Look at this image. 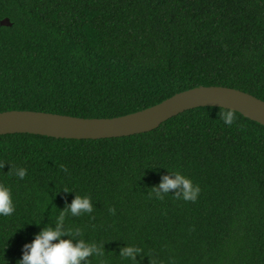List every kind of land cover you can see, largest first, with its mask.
Returning <instances> with one entry per match:
<instances>
[{
  "label": "trees",
  "instance_id": "obj_1",
  "mask_svg": "<svg viewBox=\"0 0 264 264\" xmlns=\"http://www.w3.org/2000/svg\"><path fill=\"white\" fill-rule=\"evenodd\" d=\"M4 17L0 111L114 117L200 85L264 101V0H0ZM166 171L199 186L195 202L148 197ZM0 185L15 209L0 216V264L54 225L73 199L64 188L93 205L65 217L103 246L89 264H133L124 244L142 250L136 264H264V125L230 109L195 107L113 138L2 134Z\"/></svg>",
  "mask_w": 264,
  "mask_h": 264
},
{
  "label": "water",
  "instance_id": "obj_2",
  "mask_svg": "<svg viewBox=\"0 0 264 264\" xmlns=\"http://www.w3.org/2000/svg\"><path fill=\"white\" fill-rule=\"evenodd\" d=\"M0 24L11 23L4 17ZM202 106L230 109L264 125L263 100L232 87L200 85L144 109L114 117H77L26 109L0 111V135L30 133L71 139L129 136L150 131L178 113Z\"/></svg>",
  "mask_w": 264,
  "mask_h": 264
},
{
  "label": "clouds",
  "instance_id": "obj_3",
  "mask_svg": "<svg viewBox=\"0 0 264 264\" xmlns=\"http://www.w3.org/2000/svg\"><path fill=\"white\" fill-rule=\"evenodd\" d=\"M221 119L224 125H231L234 120L233 113L231 111L223 112L221 113ZM62 170L67 171L63 167ZM166 172L167 174L161 176L158 184L151 187V191L147 193L148 197L163 200L171 190V196L174 198L195 202L200 193L199 186L193 184L190 178L179 171ZM14 173L19 179H23L26 170L20 167L14 169ZM62 191L73 193V199L60 210L55 218L54 225L43 227L39 232L33 234L30 242L22 245L21 256L16 264H89V257L103 256L102 245L98 246L79 238V229H70L65 226L67 215L79 216L92 212L91 199L87 195H77L67 188L62 189ZM14 210L10 189L7 186L0 185V216H10ZM109 212L114 213V209L109 208ZM141 251L137 246L124 244L119 248V256L136 264Z\"/></svg>",
  "mask_w": 264,
  "mask_h": 264
}]
</instances>
